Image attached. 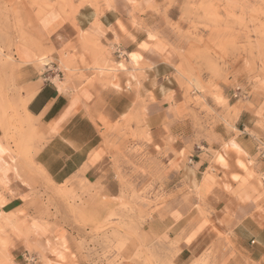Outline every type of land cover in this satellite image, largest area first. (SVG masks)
<instances>
[{
    "label": "rangeland",
    "instance_id": "obj_1",
    "mask_svg": "<svg viewBox=\"0 0 264 264\" xmlns=\"http://www.w3.org/2000/svg\"><path fill=\"white\" fill-rule=\"evenodd\" d=\"M89 6L97 14L119 10L116 24L122 33H127L123 19L146 32L148 44L141 41L138 48L151 49L159 41L174 53L171 78L189 107L185 119L191 136L219 145L202 148L204 156L222 166L228 152L242 154L251 164L259 159L256 150L250 155L239 148L234 125L241 110L261 117L264 107V0H0V170L8 162L22 165L36 180L27 188L18 175L0 173V264H176L184 230L175 232L166 218L182 202L192 205L190 195L176 197L167 190L187 188L171 185L165 164L167 153H175L170 144L177 136L169 127L177 117L166 112L162 137L149 132L145 102L113 124L104 122L103 143L112 165L110 173L93 180L80 171L57 184L33 161L42 137L25 112L31 68L41 74L56 62L78 87L82 82L102 87L127 67L122 57H112L111 45L100 44L102 30L95 24L89 33L78 27L76 39L57 48L29 31L32 16L55 12L74 23L78 9ZM24 47L35 51L33 60L22 59ZM135 55L130 59L139 68ZM217 125L228 138L215 132ZM258 176L264 179V169ZM36 218L50 236L39 237ZM163 231L174 237L162 240ZM207 254L213 253L206 250L201 264Z\"/></svg>",
    "mask_w": 264,
    "mask_h": 264
},
{
    "label": "crops",
    "instance_id": "obj_2",
    "mask_svg": "<svg viewBox=\"0 0 264 264\" xmlns=\"http://www.w3.org/2000/svg\"><path fill=\"white\" fill-rule=\"evenodd\" d=\"M119 19L121 13L117 9L97 14L90 6L78 9L74 23L55 12L29 18L28 28L34 39L43 43L49 41L48 44L55 48L60 42L75 40L78 27L89 33L95 24L102 30L100 44L111 45L112 57L116 61L122 57L127 64L111 83L102 87L98 83L89 86L85 82L78 87L79 82L56 62H51L41 74L31 68L32 76L25 82L24 93L28 96L25 112L41 132L40 140L42 137L33 161L57 184L80 171L89 179H96L110 173L112 165L103 143L104 122L113 124L122 116L135 112L137 102L140 106L145 102L149 132L162 137L165 131L160 125L169 112L170 116L177 117L169 127L177 138L170 144L175 153H167L165 164L171 185L182 183L187 188L181 192L173 187L167 190L176 197L190 195L192 198L191 206L178 203L166 218L175 232L184 230L179 242L180 252L174 261L176 264H201L202 254L208 250L213 254H207L208 260L203 264L213 261V264H264V179L258 176L264 169V159L259 157L251 164L242 154L228 152L226 165L222 166L212 162L211 155L204 156L202 148L218 149L219 145L203 140L197 142L191 136L193 130H189L185 119L189 116V107L171 78L176 61L174 53L159 41H155L151 49L138 48L141 41L142 46L148 44L146 32L134 30L123 19L127 33H122L116 24ZM149 36L154 37L151 33ZM24 48L20 52L22 59L33 60L35 51ZM132 52L139 56V68L128 55ZM260 113L258 117L254 112L241 110L235 120L234 127L239 132L235 141L250 155L255 153L257 136L264 142V107ZM222 127L217 125L215 132L228 138ZM0 173L18 175V181L27 188L36 181L24 166L15 167L9 162ZM200 209L203 215L199 214ZM33 221L39 237L50 236V229L43 222L37 218ZM162 234L161 239L166 238V242L174 237L173 232L163 231Z\"/></svg>",
    "mask_w": 264,
    "mask_h": 264
},
{
    "label": "built area",
    "instance_id": "obj_3",
    "mask_svg": "<svg viewBox=\"0 0 264 264\" xmlns=\"http://www.w3.org/2000/svg\"><path fill=\"white\" fill-rule=\"evenodd\" d=\"M256 151L258 152V156L264 159V142L259 141L256 145Z\"/></svg>",
    "mask_w": 264,
    "mask_h": 264
},
{
    "label": "bare ground",
    "instance_id": "obj_4",
    "mask_svg": "<svg viewBox=\"0 0 264 264\" xmlns=\"http://www.w3.org/2000/svg\"><path fill=\"white\" fill-rule=\"evenodd\" d=\"M128 55H129V57H130L131 59H133V60L136 58V55H135V53H133V52H132V53H129Z\"/></svg>",
    "mask_w": 264,
    "mask_h": 264
}]
</instances>
